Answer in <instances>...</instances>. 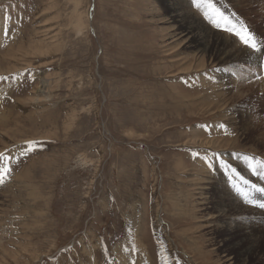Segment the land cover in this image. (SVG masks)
I'll return each instance as SVG.
<instances>
[{"label":"rangeland","instance_id":"374dc122","mask_svg":"<svg viewBox=\"0 0 264 264\" xmlns=\"http://www.w3.org/2000/svg\"><path fill=\"white\" fill-rule=\"evenodd\" d=\"M169 1L0 0V264H136L139 230L140 264H264L237 256L264 226V84L244 102L250 62L173 42ZM258 1L187 0L264 48Z\"/></svg>","mask_w":264,"mask_h":264},{"label":"bare ground","instance_id":"6f19581e","mask_svg":"<svg viewBox=\"0 0 264 264\" xmlns=\"http://www.w3.org/2000/svg\"><path fill=\"white\" fill-rule=\"evenodd\" d=\"M263 2H260V3H263ZM170 3H171L172 6H174V10L173 11L176 12L175 15H174L176 21L178 19H180L179 21H183L185 19L189 20L188 23L186 25L183 24V26L176 25V24L173 25L174 29H173V34H172V37H171L172 41L173 42L182 41L186 45V42L188 41V39L189 40L191 39V43L190 44L195 50H197L198 52L199 51H201V52L203 51L204 54L210 55L211 58L213 57L216 60H218L219 62H229V63H235V62L238 63L240 61L241 62H244V61L250 62L251 63L250 67H246L247 68V76L249 78H251L249 83H248V85H246L247 88L249 89V93H248L247 97H245L243 99V101L250 103V99L254 100L255 97L252 96L253 95L252 93H254L256 91V88H257L258 85L261 86L262 84H264V80L261 78V77H264V67L262 66L264 64H260L261 54L250 50L247 46L243 47L242 45L237 44L236 39L233 38L231 35H228V34L223 33V32L216 31L212 27H210L209 24H207L205 21H201L196 16V14L193 13V10L189 7L190 5L188 4L187 0H172L171 2L169 1V4ZM76 6H77V4H76ZM188 9H190V10H188ZM185 10H186V12H185ZM180 12L182 14H180ZM186 46L187 47H191L190 45H186ZM220 65H225V64H220ZM227 65H229V64H227ZM203 66H205V65H203ZM227 68H228V66H227ZM188 69H191V68H188ZM0 70H2L1 67H0ZM256 75H258L257 78H255ZM49 87H48L47 81L42 82L41 86H39L38 90L36 91L37 94L35 93V95H33L31 97L32 100L35 101V102H41V100L49 99L50 95H47V94H49L48 93L49 92ZM42 97H45V99H43ZM250 130H251V128H250ZM220 139H218V138H216V139H208V140H205V141L207 143L211 144V145L212 144L213 145L216 144L218 141H220V142L221 141H224V142L232 141L231 138H225L224 137V138H222V140H220ZM203 143H205V142H203ZM220 187L221 186H219L217 188H213V193H214L213 195L214 196L215 195H217V196L220 195V197H223V196L226 195V192L223 190L222 187L221 188ZM226 199H227V202H228V205H229V201H231V200H230V198H227V197H226ZM228 199H229V201H228ZM236 204H235V206H236ZM213 208H214V206H213ZM233 209H234V206L231 207L229 205L228 210L232 211ZM239 210L241 211V208ZM234 211H232V212H234ZM229 213H231V212H229ZM236 221L237 220L232 221L231 219H229L228 221H226V223H224V225H223L224 235H228L229 236V235H231L233 233L234 229L236 228ZM245 231H247L248 233L252 232L248 228H245ZM259 231L262 232V235H260V239L257 240V241H253L252 237H250L249 235L243 233L245 236L243 238H241V240L245 241L246 243H248V245L246 246V249L242 250V252H240V254L237 255L238 257H241L239 255H243V257L246 256V255L247 256H249V255L251 256V254H253L254 251H257L259 246H263L264 245V226H262ZM139 232H141V230H139ZM138 233H137V235H138ZM137 235H136V237H134V239H135V245H136V252H139L140 255H137V254H133V255L134 256L137 255V259H135V260H138V261L136 262V264H140L141 261H142V257H143L142 254L147 252V246H145L144 242L141 239V236L138 237ZM227 239H226V237L223 238V245L220 244L221 245L220 250H221V252L226 253L228 255V254L231 253L230 252V248H231L232 245H229V244L226 243ZM249 243H251V244H249ZM216 244H217V242H216ZM258 253H260V252H258ZM139 256H140V258H139ZM118 262H119V264H124L125 263L123 260H120Z\"/></svg>","mask_w":264,"mask_h":264},{"label":"snow or ice","instance_id":"6c2138e0","mask_svg":"<svg viewBox=\"0 0 264 264\" xmlns=\"http://www.w3.org/2000/svg\"><path fill=\"white\" fill-rule=\"evenodd\" d=\"M196 6L198 8L199 7H205L206 9L211 8L212 12L209 13L206 10L204 12V15L211 20L212 24L216 28L218 29L224 28L227 32L232 33L236 37H238L242 44L252 49L254 52L264 54V48H262V46L257 43L255 36L253 35L252 32L249 31L247 26H245L242 23L239 25L233 23L228 17L224 16L223 13H221L219 9H216L215 6L212 4L201 5L200 3H197ZM221 21H224V23L222 24ZM27 143L29 145L28 151L33 150L32 145L35 142L29 141ZM0 157H3V153H0ZM9 171L10 169L7 167L0 168V184L4 183V177L8 174ZM258 191L264 192V188L258 189ZM244 195H245V199L249 203H254L253 200L248 199L247 193H245ZM258 206L264 208V202H260Z\"/></svg>","mask_w":264,"mask_h":264}]
</instances>
